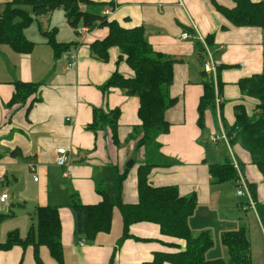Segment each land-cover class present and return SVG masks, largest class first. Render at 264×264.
Returning a JSON list of instances; mask_svg holds the SVG:
<instances>
[{
  "label": "crops",
  "instance_id": "1",
  "mask_svg": "<svg viewBox=\"0 0 264 264\" xmlns=\"http://www.w3.org/2000/svg\"><path fill=\"white\" fill-rule=\"evenodd\" d=\"M10 1L0 0V5ZM92 1L93 4L83 6V11L96 14L92 9L100 7L101 12L97 15L116 19L124 27L143 25L146 39L153 49L178 62L170 88V96L177 100V104L166 114L171 129L158 137L161 154L167 158L166 162L174 164L154 168L149 174L150 183L156 187H177L187 198L196 195L199 205L211 209L221 202L220 189L234 186L235 197L245 198L239 203L240 207L245 213L254 211L264 235L257 208L264 207V175L238 139L230 146L222 144L225 151L230 150L239 178L242 176L248 186L254 185L255 209L246 197L237 195L236 182L212 183L209 166L222 164L213 162L221 160L216 152L221 142L212 141V136L220 130V124L216 111L209 109L205 114L204 127L199 125L198 106L204 93L205 79L198 55V40L181 39L186 30H196L203 38L215 35L214 60L218 66H228L221 73L224 84L222 123L228 132L236 122V105H244L249 116L254 115L258 105L257 100L242 94L239 82L264 73V28H236L208 0ZM217 1L226 9L233 4L229 0ZM102 3L105 5L101 7ZM52 15L41 20L43 29L56 28L50 26ZM57 30V41L64 42L58 40L60 31L59 28ZM92 32L87 40L77 37L78 40L69 41L79 43L73 51L78 53V66L73 70H67L65 55L55 58L42 35L43 41L35 42L37 45L31 54H18L8 46H0V199L4 194L10 197L7 203L0 200V216H4L0 221V244H6L12 234L25 240L37 223V207L51 206L60 211L62 264H144L152 262L156 253L185 250L186 241L163 235L157 224L138 223L130 227L131 237L119 245L124 224L118 208L114 210L110 233L100 232L92 242L78 240L75 234V218L69 207L71 195L77 194L84 204H98L101 197L97 189L109 181L111 184L105 190L115 202L119 192L118 176L125 172L128 160L134 159L137 161L136 170L131 169L123 184L122 199L126 204L137 203L138 168L147 160L145 149L138 146L139 133L135 130L141 124L138 116L140 100L127 96L119 88L111 89L107 96L101 90L116 72L127 78L135 73L126 63V58H121L117 47L110 49L108 61L92 55L90 44L105 38L109 30L102 28ZM17 81L41 85L42 100L29 112L28 105H9ZM94 109L106 112L121 110L119 146L114 143L109 127L96 134L88 130L93 122ZM207 140L214 147L208 146ZM59 148L68 149L72 158L71 164L64 169L56 164ZM32 165L36 166L38 182L30 173ZM59 181L60 184L68 183V186L64 184L59 188ZM195 219H190L191 228L196 226ZM198 220H203V217ZM238 221L242 223L245 219ZM221 230L232 229L224 227L218 235ZM221 251L226 254V250ZM38 260L43 264H58L47 246H41L37 254L33 246L14 245L9 250H0V264H37ZM254 264L257 263L254 261Z\"/></svg>",
  "mask_w": 264,
  "mask_h": 264
},
{
  "label": "trees",
  "instance_id": "2",
  "mask_svg": "<svg viewBox=\"0 0 264 264\" xmlns=\"http://www.w3.org/2000/svg\"><path fill=\"white\" fill-rule=\"evenodd\" d=\"M214 8L236 28H264V1L229 0L232 7L226 9L218 4L217 0H208ZM92 0H12L0 5V46H8L15 53L31 54L36 43L30 40L26 31L34 23L39 26V32L45 39L56 59L72 53L79 47L78 42L63 43L57 41V28L45 30L41 20L52 15L57 10H62L67 18L68 25L74 30L86 26L90 30L107 28L108 35L102 40H95L90 44L91 53L102 61H108L111 48L117 47L121 58H126V63L134 71L133 77L127 78L116 72L101 88L107 96L111 89L119 88L127 96L137 97L140 100L138 116L141 124L135 130L139 133L138 146L146 151L147 160L138 168V202L126 204L122 199L123 184L128 177L130 169H126L118 176V196L113 202L104 188L98 187L97 193L101 201L95 205L81 202L77 194L71 195L69 205L75 218V234L78 240L94 241L100 232L110 233L113 227L114 210L121 212L124 234L119 245L130 238V227L138 223H153L160 226L161 233L165 236L186 241V249L177 253L159 252L155 254L152 262L144 264H227L223 260H208L207 252L213 246L208 234L195 238L190 227V219L198 206L196 195L190 198L180 194L177 187L153 186L149 181V174L154 168L168 167L174 163L166 162V157L161 154V144L158 137L169 132L171 123L167 119V111L176 106L177 100L171 98L170 88L175 78L177 60L171 56L156 52L146 39V30L143 25L127 28L118 20L109 19L107 16L91 14L83 11V6L93 4ZM105 5V3H102ZM31 7L32 13L25 10ZM226 29V26H222ZM193 32L192 30H186ZM215 35L206 37L209 49H213ZM199 60L204 66L206 57L204 45L198 41ZM228 66L220 65L218 68L219 95H223L224 84L221 73ZM204 93L200 98L198 113L199 125L204 127L206 111L215 109V87L212 77L203 70ZM14 93L9 103L13 105H28L29 112L37 103L41 102V85L39 83H14ZM239 87L243 95L258 101L254 115L249 116L244 105L235 106V125L227 132L229 144L235 139L241 142L245 150L252 157V162L264 175V73L256 74L240 80ZM121 110L103 111L93 110V122L88 130L98 133L104 127H109L113 141L120 145L118 138L119 119ZM233 158H227L222 164H211L209 174L212 183L221 185L236 182L239 171ZM251 196L256 200L254 185H249ZM257 201V200H256ZM258 214L264 227V207H257ZM35 216L37 223L31 228L29 236L22 240L17 235H10L6 244H0V250H9L14 245L22 247L33 246L35 253L41 246H47L52 256L63 263L62 223L60 211L51 206L37 207ZM0 216V221L3 219ZM222 243L227 247L230 255V264H252L251 243L245 230L227 232L222 236ZM114 263V260L112 261ZM37 264H43L38 260Z\"/></svg>",
  "mask_w": 264,
  "mask_h": 264
},
{
  "label": "rangeland",
  "instance_id": "3",
  "mask_svg": "<svg viewBox=\"0 0 264 264\" xmlns=\"http://www.w3.org/2000/svg\"><path fill=\"white\" fill-rule=\"evenodd\" d=\"M100 6L102 7L104 5ZM24 9L27 10L29 13H32L31 7H25ZM92 10L96 14H99L101 12L100 7L93 8ZM50 26L51 28H59L60 38L58 37V40L61 39L62 41H64L63 43H69L71 39L78 40L79 38L73 33V30H71V28L68 26L66 15L62 10H57L52 15ZM26 34L29 39L34 42L43 41L37 23L32 24L30 28L27 29ZM204 56L206 57L205 54L203 55V57ZM216 129L217 128L215 127V130ZM207 143L208 146L214 147L212 146L213 144L211 142H208V140ZM216 152L219 154L221 160L216 159L213 161L215 163H223L227 158H232L230 150L227 149V151H225L222 142L219 146H217ZM133 162L134 164L132 165V168H128V164L131 165ZM136 165L137 161H135L134 159H130L126 163V169L131 170L134 168V170H136ZM64 184L68 186V183L61 182L60 184L59 181L58 187L60 188V186ZM109 184L111 183L108 181L105 185L103 184L102 187L104 189H108ZM220 190L222 196L221 202L218 205L211 209L198 204L196 211L191 217V219L193 217L196 218V226H193V228H191L193 229V236L195 238H198L203 234H208L211 241L213 242V246L210 248V250H212H209L210 252L208 255L206 254V258L211 261L225 260L227 264H230V255L228 253L227 247L224 246L222 243V236L224 233L227 232H235L244 229L251 243L252 263L254 264L255 261L257 264H264V235L262 232L259 218L256 216L253 210L249 211L248 213H245L244 208L240 207L239 203L244 202L245 198L235 197L236 189H234V186L233 188L232 186H224ZM60 193L62 192H59V194ZM200 217H203V220H198V218ZM239 219H245V221L239 223ZM224 227L225 229L232 230L226 232H223V230H221V234L218 235V231ZM221 250H226V254H222ZM210 257L217 259L212 260L209 259Z\"/></svg>",
  "mask_w": 264,
  "mask_h": 264
},
{
  "label": "built area",
  "instance_id": "4",
  "mask_svg": "<svg viewBox=\"0 0 264 264\" xmlns=\"http://www.w3.org/2000/svg\"><path fill=\"white\" fill-rule=\"evenodd\" d=\"M78 37L84 39L90 38L91 34L93 33L92 30H90L86 26H80L76 29ZM181 39L186 41V40H193L196 39L200 41L204 47H205V53H206V60L203 66V70L207 72L213 79L214 81V87H215V93H216V99H215V111L217 113V119L220 124V130L218 131L217 134L212 136V141L214 143H219V142H224L226 145L230 146L229 144V138L226 132V129L223 126L222 123V97L219 95V89H218V68L219 66L216 64L213 56V52L209 49V47L206 44L205 39L203 38L196 30L193 32H184L181 35ZM67 59V70H73L76 69L78 66V53L77 52H72L68 55H66ZM72 158L70 151L66 148H59L57 150V158H56V164L58 167L64 169L67 168L71 164ZM30 172L34 175V181L38 182L39 177L37 175V169L36 166L32 165L30 167ZM238 185V190H237V195L240 197H246L249 201V205L255 209L256 205L252 199L251 192L249 189V186L246 182V180L240 176L239 180L237 181ZM10 197L8 194H4L1 197V202L2 203H7L9 201Z\"/></svg>",
  "mask_w": 264,
  "mask_h": 264
},
{
  "label": "water",
  "instance_id": "5",
  "mask_svg": "<svg viewBox=\"0 0 264 264\" xmlns=\"http://www.w3.org/2000/svg\"><path fill=\"white\" fill-rule=\"evenodd\" d=\"M133 164H134V162H133L131 165L128 164L127 167H128V168H132V165H133Z\"/></svg>",
  "mask_w": 264,
  "mask_h": 264
}]
</instances>
